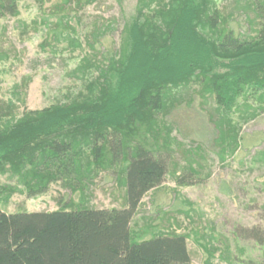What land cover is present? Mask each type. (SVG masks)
<instances>
[{
	"label": "trees",
	"instance_id": "1",
	"mask_svg": "<svg viewBox=\"0 0 264 264\" xmlns=\"http://www.w3.org/2000/svg\"><path fill=\"white\" fill-rule=\"evenodd\" d=\"M19 1L0 0V18L17 15ZM61 1L81 7L96 0ZM245 7L253 13L254 28L238 35L226 28L217 0H135L117 52L96 67L98 76L86 94L18 117L0 113V175L16 176L27 198L55 182L81 192L85 178L117 167L125 188L120 208L16 213L0 208V264H190L184 234L158 232L136 241L130 222L142 198L167 174L161 149L167 141L161 146L153 135L156 114L167 109L172 91L197 85L226 115L244 108L238 122L215 123L221 159L237 149L239 122L262 110L264 0H245ZM185 177L177 183L191 185ZM241 231L264 247V226Z\"/></svg>",
	"mask_w": 264,
	"mask_h": 264
},
{
	"label": "rangeland",
	"instance_id": "2",
	"mask_svg": "<svg viewBox=\"0 0 264 264\" xmlns=\"http://www.w3.org/2000/svg\"><path fill=\"white\" fill-rule=\"evenodd\" d=\"M134 7L135 0H96L81 7L20 0L17 15L0 18V113L18 117L86 94L98 76L96 67L117 52ZM217 8L226 28L252 34L254 16L245 0H217ZM167 103L168 110L156 114L158 134L153 135L161 146L167 141L161 148L167 174L142 198L130 222L134 239L176 232L187 237L190 264H264V247L240 235L242 229L264 226V103L253 120L239 122L237 149L222 159L215 123L238 122L244 108L226 115L197 85L172 91ZM150 137L145 135L152 144ZM112 170L85 178L81 192L55 182L33 198L21 193L16 176L0 175V208L16 213L123 207L120 168ZM180 176L193 183L178 184Z\"/></svg>",
	"mask_w": 264,
	"mask_h": 264
},
{
	"label": "crops",
	"instance_id": "3",
	"mask_svg": "<svg viewBox=\"0 0 264 264\" xmlns=\"http://www.w3.org/2000/svg\"><path fill=\"white\" fill-rule=\"evenodd\" d=\"M51 185V184H50Z\"/></svg>",
	"mask_w": 264,
	"mask_h": 264
}]
</instances>
